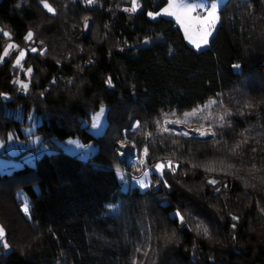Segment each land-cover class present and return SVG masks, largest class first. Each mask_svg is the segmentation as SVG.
Returning <instances> with one entry per match:
<instances>
[{
	"label": "trees",
	"instance_id": "obj_1",
	"mask_svg": "<svg viewBox=\"0 0 264 264\" xmlns=\"http://www.w3.org/2000/svg\"><path fill=\"white\" fill-rule=\"evenodd\" d=\"M47 2L54 13L41 0H0L9 38L36 49L24 60L32 70L24 94L9 60L0 62V138H25L20 129L33 113L34 134L50 150L34 167L0 174L1 181L19 176L31 202L25 218L12 187L0 189L10 246L0 264H264V0H226L198 51L172 20L148 18L166 0H138L135 13L125 10L130 0ZM210 99L231 113L214 135L162 130L163 114ZM101 105L107 125L94 137L87 128ZM67 139L97 149L81 161L56 145ZM125 140L147 148L150 168L171 161L175 171L151 174L145 191H120L116 171L133 170L118 156Z\"/></svg>",
	"mask_w": 264,
	"mask_h": 264
},
{
	"label": "rangeland",
	"instance_id": "obj_2",
	"mask_svg": "<svg viewBox=\"0 0 264 264\" xmlns=\"http://www.w3.org/2000/svg\"><path fill=\"white\" fill-rule=\"evenodd\" d=\"M166 5L162 7L161 9L154 11L153 13L156 12H161L162 9H164L167 6L168 0H166ZM226 0H222L221 6L224 4ZM195 2H204V3H209L210 0H195ZM138 3V0H137ZM43 6V5H42ZM132 0H130V5L127 9L132 8ZM140 9V6L138 4L137 10L132 12L135 13ZM47 10V9H46ZM149 13V12H148ZM150 20H155L159 17L166 18L169 20H172L175 25L179 28L181 31L184 40L186 44L191 47L192 49L198 51L207 46L202 43L201 36L202 33L196 30L195 23H193L192 28L189 30L188 35L186 36L184 28L181 26V24L177 21L175 16H168L161 14L160 16H156L155 18L150 17L147 15ZM183 19V17H182ZM187 23V21H186ZM218 26V24H217ZM216 26V28H217ZM215 31V30H214ZM8 32L4 26L0 25V44L2 46V51L0 53V56H3L4 48L7 47L9 44L14 45L15 47L9 50V55L4 57L2 61L9 60L11 63L12 70L16 72L14 81H20L23 84L28 85V78L30 73L28 72L27 67L24 66V60L26 58L27 53H34L31 51L33 47H29L27 44L24 47H21L18 43L14 42L12 39L9 38V36H4L3 33ZM214 33V32H213ZM212 36L208 37V42ZM27 42H31V40H26ZM196 43H200L201 47L198 49L195 45ZM23 50L25 52V56L21 59L20 65H15V61L17 57L19 56L20 51ZM238 68H235L237 70ZM24 76V78H22ZM13 81V82H14ZM22 83H14L17 88H18V93L24 94L27 89L25 90L22 87ZM4 99H7L8 96L3 95ZM102 106V105H101ZM100 106V107H101ZM105 108V114L101 118L102 119V126L99 129L94 130L92 128V116L100 110V107L97 111L93 112L90 116L89 120V125L87 128V131L93 135L94 137H98L101 134H103V131L105 130V127L107 125V118H106V113H107V108L105 105H103ZM9 112V111H7ZM171 112H168L169 114L167 116L168 120L176 121V120H183L184 116L182 114L176 113L175 116H172ZM223 108H218L215 104L212 105L210 108L205 109L203 112L199 113L195 117H190L188 118L187 122H182V123H165V115L163 114L161 119H162V130L165 131L164 129L167 128L168 130L165 131L167 133H172L178 136H186V137H197V138H207L209 136H212V134L204 135L201 136L200 132L201 131H208V132H214L213 128L216 127H221V124L223 122L220 121L219 117L223 115ZM166 114V113H165ZM211 116L210 119H203V116ZM14 118L15 119H21V114L19 111L14 112ZM27 124L26 126L21 127L20 131L22 136L25 138H20L17 136L15 132L10 133L7 135L6 138H0V174H11L13 171L22 168L23 166L27 167H34L35 162L38 158L41 156L50 153V150L48 148L47 143L43 141V138L40 135L34 134L35 127L39 124L40 119L33 113H30L27 116ZM138 124L135 123L134 129L137 128ZM185 133H187L185 135ZM70 140H76L79 142L80 145L82 146H87V147H76L74 145H70L68 141ZM56 145L66 154L71 155V156H76L77 159L81 161H86L93 153L96 151V146L93 145L92 143H87L84 144L82 143L79 139H67L63 142L60 141H55ZM123 145V146H122ZM125 145H128L130 148V155L128 157H125L124 149L123 147ZM71 149V150H69ZM145 147L141 148L138 150L132 143H130L128 140H125L121 143L120 149L118 150V156L119 158L123 161L128 163L129 166L133 167L132 171H128L126 169L124 170H119L116 171V177L117 180L120 184V191L125 192L133 187H137L141 191H145L151 182L150 175L155 174L157 176H161V173L156 170L155 167H151L146 164L147 158L149 157V154H145L144 152ZM21 154V156L14 158V156H17L18 154ZM143 161V163H141ZM158 164V163H157ZM164 165V171L165 170H171L168 167V162L164 163H159ZM174 167V165H172ZM163 171V172H164ZM148 172L149 175L147 177L144 176V173ZM123 177V178H121ZM18 180L19 176H14L12 178H7L3 181L0 180V189H11L12 187L13 190V196L20 202V211L24 215L25 218H29V214L26 215L22 211V205H23V199H18L17 198V193L23 192L21 187L18 186ZM143 180L144 183L148 184V187L142 188L139 181ZM209 180H214V179H209ZM208 180V181H209ZM216 181V180H215ZM12 183H15L16 185L11 186ZM25 195V193H24ZM26 196V195H25ZM1 226V225H0ZM8 251L5 250L2 246V242H0V252L1 251Z\"/></svg>",
	"mask_w": 264,
	"mask_h": 264
},
{
	"label": "snow or ice",
	"instance_id": "obj_3",
	"mask_svg": "<svg viewBox=\"0 0 264 264\" xmlns=\"http://www.w3.org/2000/svg\"><path fill=\"white\" fill-rule=\"evenodd\" d=\"M41 3L43 5V7L45 9H47V11L54 13L55 9L47 2V0H41ZM88 4H92L94 3V0H87ZM222 4V0H210L209 3H204V2H195V0H168L167 6L161 10V12H149L148 15L150 17L155 18L156 16H160L161 14L164 15H168V16H175L177 21L181 24V26L184 28L185 30V34L186 36L189 33V30L192 28L193 23H195L196 26V30L202 33L201 36V40L202 43L204 45H206L208 43V37L213 35L214 30L216 29L217 24L219 23V9L221 7ZM132 8L130 9H125L126 11H136L137 7H138V3L137 0H132ZM183 17V19H182ZM187 21V23H186ZM87 23V22H86ZM4 36H9L10 34L8 32H4L3 33ZM34 33L29 30L28 33L26 34V36L24 37L25 40H30L33 37ZM198 49L201 47L200 43H196L195 45ZM15 46L12 44H9L7 47L4 48V52H3V56H0V61L3 60L4 57L8 56L9 50L14 48ZM31 51L35 52L36 49L33 48L31 49ZM25 56V52L23 50L20 51L19 56L17 57L16 61H15V65H20L21 63V59ZM233 67L235 68H239V65H234ZM31 69H28V72L31 73ZM14 83H22L20 81H14ZM107 84L111 85L112 81L111 78H109L106 81ZM22 87L26 90L28 88L27 84H23L22 83ZM218 103L217 100L215 99H210L206 104H204L203 106H197L196 108L192 109V111L190 112H185L183 114L184 119L183 120H176V121H172V120H168L167 116L169 114H164L165 115V123H182V122H187L188 118L190 117H195L197 116L199 113L203 112L205 109L210 108L212 105ZM105 108L102 105L100 107V110L98 112H96L93 116H92V128L94 130L99 129L102 126V117L105 114ZM230 112H225L224 115L220 116L219 119L221 122L225 121V116L230 115ZM172 116H175L176 113L173 111L171 113ZM203 119H210L211 116H203ZM221 126H223V123L221 124ZM165 131H167L168 129L165 128ZM187 133H185L186 135ZM208 134H212L214 135V132H208V131H201L200 135L204 136V135H208ZM68 143L70 145H74L76 147H87V146H82L79 144L78 141L76 140H70L68 141ZM242 143H247V141H241L238 142L234 147H233V151H236L237 149L240 148ZM123 146V145H122ZM71 150V149H69ZM147 148L144 149L145 154H147ZM253 151H255V149H253ZM141 163H143V161H141ZM154 167L156 168V170L158 172L161 173V175H163V171H164V165L163 164H156L154 165ZM168 167L172 170L175 171V168L172 167L171 161H168ZM208 171H215L214 168L209 167L207 169ZM118 174H119V170H118ZM149 175L148 172L144 173V176L147 177ZM123 178V177H121ZM140 185L142 188H146L148 187V184L144 183L143 180L139 181ZM209 184H216L217 181L215 180H209L208 181ZM217 191H219V189H217ZM17 198L18 199H23V205H22V211L28 215L31 211V202L30 200H28L27 196L24 195L23 192H19L17 193ZM175 216L179 218L180 223L183 225L185 223V219H184V215L177 211L175 213ZM232 219L234 221L238 220L239 218L236 216H233ZM233 228H235V224H233ZM196 230L197 233L200 234L202 233L204 236H209V230L206 226L201 225V224H197L196 225ZM5 229L3 228V226H0V242H2V246L5 250L9 249V244L7 242H5ZM141 249L137 248L136 251L139 252ZM145 255H147V252H145ZM133 264H138V262L134 259L133 260Z\"/></svg>",
	"mask_w": 264,
	"mask_h": 264
},
{
	"label": "water",
	"instance_id": "obj_4",
	"mask_svg": "<svg viewBox=\"0 0 264 264\" xmlns=\"http://www.w3.org/2000/svg\"><path fill=\"white\" fill-rule=\"evenodd\" d=\"M123 149H124L125 157H128L130 155V153H131L129 146L128 145H125L123 147Z\"/></svg>",
	"mask_w": 264,
	"mask_h": 264
}]
</instances>
